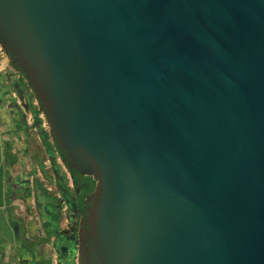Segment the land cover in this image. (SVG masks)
Here are the masks:
<instances>
[{"label": "water", "instance_id": "obj_1", "mask_svg": "<svg viewBox=\"0 0 264 264\" xmlns=\"http://www.w3.org/2000/svg\"><path fill=\"white\" fill-rule=\"evenodd\" d=\"M0 48L96 182L80 264H264V0H0Z\"/></svg>", "mask_w": 264, "mask_h": 264}, {"label": "crops", "instance_id": "obj_2", "mask_svg": "<svg viewBox=\"0 0 264 264\" xmlns=\"http://www.w3.org/2000/svg\"><path fill=\"white\" fill-rule=\"evenodd\" d=\"M37 182L41 192L44 189L55 200L63 197V187L66 192L76 191L72 169L59 155L24 77L8 57L0 55V264H47V258L58 264L48 241L47 256L39 253V243L48 237L43 234L34 192L27 205L20 188L25 184L35 191ZM60 226L64 228L63 220Z\"/></svg>", "mask_w": 264, "mask_h": 264}, {"label": "flooded vegetation", "instance_id": "obj_3", "mask_svg": "<svg viewBox=\"0 0 264 264\" xmlns=\"http://www.w3.org/2000/svg\"><path fill=\"white\" fill-rule=\"evenodd\" d=\"M79 176V181L89 182V184L93 187V191L82 200L79 198L81 188L77 187V185L75 195H72L70 192L63 193V197L58 201L54 200L50 195L46 194L47 196H45L41 192L40 184L38 182L36 183V190L32 191L35 195L36 210L39 215L44 233L48 239H53V249L58 255V264H73L74 257L75 264H80L78 260L80 257L79 244L80 240H82L80 234L83 227H86L84 221L87 216V211L91 207V202L89 199L91 194L94 193L96 182L90 177H83L81 175ZM20 188L25 191L23 193L26 204L30 205V188L26 187L25 184H21ZM46 198L49 199V203L44 205ZM74 218L76 219L75 223L72 221ZM62 220H65L69 223L67 229L60 226ZM84 239L88 249H90V240L87 239V236H85ZM92 259L93 255L91 252H89L85 257V260H89L91 264L93 261Z\"/></svg>", "mask_w": 264, "mask_h": 264}, {"label": "trees", "instance_id": "obj_4", "mask_svg": "<svg viewBox=\"0 0 264 264\" xmlns=\"http://www.w3.org/2000/svg\"><path fill=\"white\" fill-rule=\"evenodd\" d=\"M40 107H41V105H40ZM55 146H56V149H57L59 155L61 156V158L64 159L65 158V154L60 150V148H59V146L57 145L56 142H55ZM72 175L74 176V179H75L77 187L81 188V192H80L79 198H80V200H82L85 197H87L93 191V187H92V185L89 184V182L79 181L80 180L79 179L80 176H79V174L76 171L72 170ZM62 192L66 193V188L63 187L62 188ZM42 193L46 194L47 192L44 189H42Z\"/></svg>", "mask_w": 264, "mask_h": 264}, {"label": "rangeland", "instance_id": "obj_5", "mask_svg": "<svg viewBox=\"0 0 264 264\" xmlns=\"http://www.w3.org/2000/svg\"><path fill=\"white\" fill-rule=\"evenodd\" d=\"M0 55H2L3 57H8V59L10 60V58H9V56H7L6 55V53L4 52V50L3 49H1L0 48ZM54 143H55V141H54ZM75 192L76 191H73L72 192V195H75ZM56 201H58L57 199H56ZM64 213V212H63ZM63 219H64V217H63ZM63 224L65 225L64 226V228H68V225H69V223L67 222L66 223V221L65 220H63ZM41 233H43L42 231H41ZM45 236H46V234L45 233H43ZM43 241V242H42ZM40 243H39V248H38V251H39V253L41 252V253H44L46 256H47V250L45 249V244H46V241H48L51 245H50V253L52 252V251H54L53 250V241H51L50 239H44V240H42ZM54 253H55V251H54ZM47 264H50L49 262H50V258H47Z\"/></svg>", "mask_w": 264, "mask_h": 264}, {"label": "built area", "instance_id": "obj_6", "mask_svg": "<svg viewBox=\"0 0 264 264\" xmlns=\"http://www.w3.org/2000/svg\"><path fill=\"white\" fill-rule=\"evenodd\" d=\"M18 73H20V72L18 71ZM22 76H23V75H22ZM31 94L33 95L34 103H35L37 106H39V112L42 114L43 117H45L44 112L41 110V107H40L39 102L37 101V99L35 98V96H34V94H33L32 92H31ZM13 97H14V99L17 101V104H18L20 107H22V102H21L20 99L17 97V95H16V94H13ZM45 118H46V117H45ZM47 126H49L48 123H47ZM72 221H73V223H75V222H76V219L74 218V219H72Z\"/></svg>", "mask_w": 264, "mask_h": 264}]
</instances>
